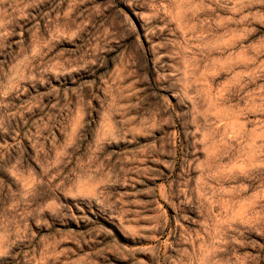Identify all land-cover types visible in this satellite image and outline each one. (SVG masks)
<instances>
[{
  "label": "rangeland",
  "instance_id": "374dc122",
  "mask_svg": "<svg viewBox=\"0 0 264 264\" xmlns=\"http://www.w3.org/2000/svg\"><path fill=\"white\" fill-rule=\"evenodd\" d=\"M0 264H264V0H0Z\"/></svg>",
  "mask_w": 264,
  "mask_h": 264
}]
</instances>
